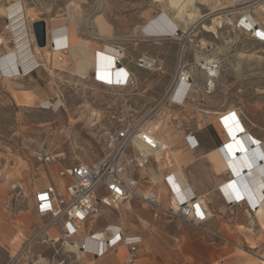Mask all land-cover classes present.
<instances>
[{
	"label": "rangeland",
	"instance_id": "374dc122",
	"mask_svg": "<svg viewBox=\"0 0 264 264\" xmlns=\"http://www.w3.org/2000/svg\"><path fill=\"white\" fill-rule=\"evenodd\" d=\"M162 15L179 32L188 34L186 55H194L199 43L213 44L220 64L214 92L193 93L195 101L188 103L186 119L166 116L167 110L177 111L172 107L159 105V111L154 112L160 98L145 84L106 87L87 75L93 66L95 36L121 44L132 59L142 53L161 54L163 48L145 40L142 28L147 20H159ZM100 18L108 26L105 32L100 30ZM39 20L46 24L49 43L66 29L74 42L83 45L80 54L73 48L68 53L49 54V46L45 52H36L31 25ZM23 43L30 59L38 63L30 73L32 78L25 77L27 73L21 77L15 73L16 78L7 80L0 72V264L101 263L41 241L30 246L26 243L43 223L35 212L34 194L48 185H62L58 176L61 169L100 161L107 153L105 132L144 119L152 130L158 128L155 131L161 140L175 145L174 150L184 132H195L201 127L196 112L219 115L235 110L252 133L264 137V0H0V60ZM66 56L73 61V70ZM207 56V51L198 50V61ZM195 72L201 82L202 73L198 69ZM169 80L170 75L168 83ZM20 91L36 95L38 101H59L60 106L57 110L45 108L42 102H32L31 98L22 106ZM47 153L58 155L60 162L37 160V155ZM159 167L165 170L168 166L161 163ZM147 173L141 172L137 177L150 178ZM13 183L20 184L25 193L17 203L12 200ZM147 192L138 190L140 195ZM129 201L147 207L148 212L143 214L151 218L157 214V219H169L139 199ZM93 219L116 223L120 214L117 209H109ZM124 221L127 226H139L136 218L127 217ZM195 228L207 232L205 225ZM165 231L171 237L179 233L175 224ZM159 241L163 245L165 240Z\"/></svg>",
	"mask_w": 264,
	"mask_h": 264
},
{
	"label": "crops",
	"instance_id": "0c3cea01",
	"mask_svg": "<svg viewBox=\"0 0 264 264\" xmlns=\"http://www.w3.org/2000/svg\"><path fill=\"white\" fill-rule=\"evenodd\" d=\"M161 18V23L163 24L161 26L176 27L165 15L160 16ZM149 20L145 23L147 24L146 26L158 21L155 18ZM145 24L142 28V33H145L144 35L147 39H144L163 48L161 54L153 57L163 66L166 74L158 76L138 70L134 64H130L129 59L132 58L131 56H126L125 49L121 44L113 43L110 41L111 39L106 41L100 36H95L92 39L97 41V43L95 42L96 48L93 52L90 50L93 57V66L90 67L87 73V75L90 74L91 80L106 87H119L107 86L101 81V76L104 74L102 71H112L110 59L106 55L101 54L103 48L109 46L110 50L115 48L122 50L124 53V59L121 62L122 68L111 72L113 79L117 82H123L127 74H132L139 84H145L148 89L161 98L168 85V77L177 64L180 40L167 38L163 34L148 31ZM60 38L62 39L60 43L66 42L68 45L67 50L63 53L70 52L74 42L70 31L66 29L60 30L57 39ZM134 38L139 39L138 37ZM183 38L180 36V39ZM193 53H195V58H198L196 47ZM191 55L187 57L189 62L194 58ZM67 58L73 70V61L71 58ZM35 74L37 75L38 72L36 71ZM29 75L25 77L32 78V74ZM30 98L32 102H42V105L49 102L38 101L39 97L36 95L28 91H20L18 96L21 101L20 105L26 106V101ZM59 103L57 101V104ZM188 103L181 108H175L177 111L167 110L168 114L165 112L164 114L171 118L180 117L181 119H186L190 106ZM162 108H165V106ZM228 111L219 113V115L215 114L217 112H196L195 117L201 120V127H198L195 132H184L177 142L179 145L178 149L174 150L175 145L161 140L155 131L156 127L152 130L147 122V129L156 138L169 146L170 152H168L169 155H161L159 160L156 158L151 160L143 170L135 175V179L138 182V190L152 192L156 196L158 203L164 208H169L181 198V196L177 195L180 190L185 194V197L193 195L202 198L209 212V218L205 223L207 232L176 218L157 219V214H154V218H151L147 214H143V212H148L147 207H138L136 203L127 201L122 203L121 209L117 208L120 214L119 221L112 223L107 219L92 218L81 226L76 238H85L89 245L93 246L97 236L103 234L105 229L121 228L127 237L140 239L135 254V264H264V187L257 186L254 190L261 203L251 205L250 203H244L245 201L241 199V196L247 194L248 190L250 192L255 184L264 185V175L253 166L257 164V160L254 164H252L253 161L251 160H245V163L244 161H239V164L236 160H233L232 156L239 154L240 148H237L239 145L236 143L235 145L230 144L232 140L228 144V139H231V137L227 128H230L234 134L239 131L235 137L241 140L244 138L242 142L243 144L246 143L244 145L249 150L258 146L256 150L258 149L262 156H264V148L262 147L264 146V137L252 133L240 116L241 122L237 120L226 127L223 120H225L224 117L228 114ZM209 119H215V121H209ZM236 125H239L242 130L237 129ZM244 128L248 135L244 132ZM188 136L194 138L197 145L196 148L191 149L187 146L185 140ZM254 138L258 143L256 145L252 141ZM221 151H223V154ZM174 153L176 154L172 160ZM161 163H165L166 167H168L165 170L159 169ZM247 165H249V168L251 167L249 171L243 169ZM150 166L151 168H149ZM242 170L248 172L247 176L254 174V178H238L239 174H244L241 173ZM144 171L148 172L147 175L150 178L137 177ZM153 178H157V182H154ZM60 185L56 187H60ZM245 190L246 193H244ZM253 206L257 210L254 214L250 211ZM127 217L136 218L139 226H127L124 221V218ZM42 224L39 225L38 229ZM174 224L179 229V233L177 236L171 237L166 234L165 229ZM169 238L172 239L167 242L166 240ZM160 239L165 240L163 245H160ZM64 251L76 252L79 255L82 254L81 256H89L94 261L101 262L100 264H124L126 259L125 251L127 252L128 250L124 245L120 244L101 258H96L92 252H80L73 249H64ZM118 255H121V257H118Z\"/></svg>",
	"mask_w": 264,
	"mask_h": 264
},
{
	"label": "built area",
	"instance_id": "2783aa9c",
	"mask_svg": "<svg viewBox=\"0 0 264 264\" xmlns=\"http://www.w3.org/2000/svg\"><path fill=\"white\" fill-rule=\"evenodd\" d=\"M180 36L184 38L180 39ZM257 36L260 37L261 34ZM166 37L180 40L178 58L176 67L170 74L166 90L157 106L153 108L154 112L159 111L161 105L168 108H181L187 102L195 101L191 96L193 93L204 92L209 95L214 92L220 67L213 44L201 45L199 43L196 52L205 50L208 56L198 61L194 54L193 60L189 62L188 54L186 55L188 34L181 33L174 28L173 32L168 33ZM101 54L110 59L111 72L122 68L121 62L124 59L122 50L112 48L111 52H107L104 47ZM129 62L137 69L151 74L158 76L166 74L158 60L145 53L140 54L134 60L129 59ZM34 69L35 67L29 72L31 73ZM196 69L200 70L203 75L201 82L197 81ZM102 72L104 74L101 76V81L107 86L135 87L138 84V80L132 74H127L123 82H117L111 76L110 71ZM146 123L144 119H135L126 122L118 130L105 132L103 140L107 153L100 161L91 166L80 164L61 169L58 176L64 183L60 187L48 185L34 194L36 212L43 220V224L27 241L26 246L41 241L53 247L58 246L63 250L73 249L87 252L84 245H80L83 238H76L81 226L93 217L100 216L106 210L117 209L122 203L134 198L143 201L164 215L179 219L194 227H204L209 217L202 198L193 195L185 197L180 190L177 195L181 198L169 208H164L152 192H147V196L138 193V182L135 175L143 170L151 160H154L157 154L163 155L169 149L147 129ZM185 142L191 149L197 146L192 136H188ZM256 151L259 153L258 149ZM37 160L44 163H59L60 157L48 153L39 154ZM10 190L13 202L17 203L24 198V189L20 184H11ZM250 211L254 214L256 207H252ZM103 235L102 250L94 253L96 258L104 257L122 244L128 250L124 264H135L139 238L127 237L121 228L105 229Z\"/></svg>",
	"mask_w": 264,
	"mask_h": 264
},
{
	"label": "bare ground",
	"instance_id": "6f19581e",
	"mask_svg": "<svg viewBox=\"0 0 264 264\" xmlns=\"http://www.w3.org/2000/svg\"><path fill=\"white\" fill-rule=\"evenodd\" d=\"M18 9V8H17ZM33 11V9H32ZM7 14V12H6ZM11 14V13H10ZM10 14H7V15H10ZM18 14V12L16 11V15ZM12 15V14H11ZM17 19H22L21 18V15H19V17ZM162 18L159 19L158 21H155L153 23H150L148 26H146V30L148 31H151V32H154L156 34H163V36L167 35L168 33H171L173 32V29L176 28V27H166V26H161L163 25L161 22ZM150 21V20H149ZM166 22V21H165ZM98 23L100 25V30L101 31H107V25L104 24L103 22V19H99L98 20ZM164 23V22H163ZM20 24L19 26H21V23L19 21ZM168 24V23H166ZM46 25V24H45ZM16 26V25H15ZM144 26V25H143ZM16 28V27H14ZM21 28V27H20ZM15 30V29H14ZM146 32V31H145ZM19 33V32H18ZM55 33V32H54ZM53 33V34H54ZM155 34V35H156ZM34 37V36H33ZM160 37V36H159ZM48 41V43H47ZM59 41V43H58ZM60 41H62V39H56V40H53V42L49 43V40H48V36H47V28H46V47H43V48H39L37 47L36 45V52L37 51H46V49L48 48V46L50 47V51L49 54H62L63 52H65L68 48V45L67 43L65 42H62L60 43ZM55 47V48H54ZM83 47V45L79 42V41H75L73 42V45H72V48L76 51V53L79 55L80 54V49ZM107 47V52H111L110 50V47L109 46H106ZM95 50V48H92V52ZM35 61V60H34ZM38 63L37 62H33L32 59H30L29 57V52L27 51V48H26V45L23 43L17 50H15V52L11 55H9L8 57H5L3 59L0 60V72H2L3 74H5V79L7 80H11V79H14L13 77L16 78V76L14 75L15 73L18 74L20 77L21 76H25L26 73L27 75L30 74V70H32ZM112 76V74H111ZM11 78V79H10ZM59 104H57V102L55 103H51V102H46L43 107L45 108H52L54 110H57L59 108ZM228 117V118H227ZM225 120L224 121V124L225 126L227 127L230 123L232 122H236L237 120L240 121L239 119V113L235 110H229L228 111V114L224 117ZM227 118V119H226ZM241 122V121H240ZM236 128L239 129V130H242V128L239 126V125H236ZM158 128L156 127L155 130H157ZM228 129V133L230 134V137L231 139L226 136L228 139V144L230 143V141L232 140V142L230 144H233L235 145V143L241 147H237L238 149L240 148V151L238 152L239 154H237L236 156H232L233 157V160H236L237 163L239 161L243 162L244 163L248 160V161H253L252 164L256 163V160H257V164L253 165L255 166L256 168L255 169H259L262 173V175H264V156L260 155V153H258L256 150H253V149H256L258 146H255V147H252V150H249L242 142V140H244V138L239 139L238 137H235V135L239 132L237 131L235 134L234 132H232L230 130V128H227ZM244 132H246V135H248L246 129L244 128ZM191 137V136H190ZM158 139V138H157ZM159 140V139H158ZM160 142H162L161 140H159ZM255 145L258 144L257 143V140L254 138V140H252ZM163 143V142H162ZM164 145H166L165 143H163ZM263 145V144H262ZM167 146V145H166ZM261 146V145H260ZM169 148V146H167ZM264 148V146H262ZM169 149L168 151L165 153L167 155H169ZM222 154H223V151H221ZM161 155L160 154H157L156 155V159L159 160V157ZM227 157V156H226ZM254 159V160H253ZM246 160V161H245ZM258 161H260V163H258ZM239 164V163H238ZM249 164V163H248ZM251 168V167H250ZM249 165L243 167V169L249 171ZM243 171V170H242ZM252 171V170H251ZM250 171V172H251ZM244 174H239V177L238 178H254V174H251V175H248L247 176V173L248 172H242ZM254 173V172H253ZM154 182H157V178H153ZM61 186V185H60ZM257 186H263L262 184H255L252 188V190L249 192H247V194L245 195H242L241 196V199L244 200L245 202L244 203H250L251 205H254L255 203H259V199L257 198V194L254 193V190ZM253 192V193H252ZM246 193V190L245 192ZM148 193H145L144 196H147ZM254 195V196H253ZM231 201V200H230ZM261 203V202H260ZM205 204V203H204ZM260 206V205H259ZM205 207H206V204H205ZM254 207V206H253ZM206 210H207V207H206ZM257 212V210L255 211V213ZM207 214H208V217H209V212L207 210ZM110 229H113V228H110ZM102 238H104V235L103 234H100L97 236V238L95 239V244L93 246L89 245V243L87 242V239L83 238L80 242V245H84L85 249L87 252H92V253H96V252H99L102 250ZM118 253V252H117ZM118 257H121V255H118Z\"/></svg>",
	"mask_w": 264,
	"mask_h": 264
},
{
	"label": "water",
	"instance_id": "95a60500",
	"mask_svg": "<svg viewBox=\"0 0 264 264\" xmlns=\"http://www.w3.org/2000/svg\"><path fill=\"white\" fill-rule=\"evenodd\" d=\"M32 34L37 47L43 48L46 45V25L42 20L36 21L31 25Z\"/></svg>",
	"mask_w": 264,
	"mask_h": 264
},
{
	"label": "trees",
	"instance_id": "16d2710c",
	"mask_svg": "<svg viewBox=\"0 0 264 264\" xmlns=\"http://www.w3.org/2000/svg\"><path fill=\"white\" fill-rule=\"evenodd\" d=\"M139 70V69H138ZM142 71V70H141Z\"/></svg>",
	"mask_w": 264,
	"mask_h": 264
}]
</instances>
